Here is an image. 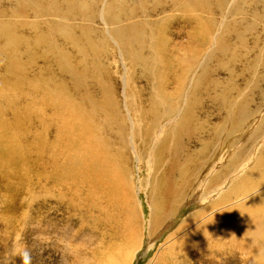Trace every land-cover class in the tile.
<instances>
[{"label":"bare ground","instance_id":"bare-ground-1","mask_svg":"<svg viewBox=\"0 0 264 264\" xmlns=\"http://www.w3.org/2000/svg\"><path fill=\"white\" fill-rule=\"evenodd\" d=\"M6 1L7 6L0 9V19H5L0 22V176H3L0 182L10 186L12 178L18 179L22 188L13 191L25 194L28 208L29 204L33 209L36 203L39 208L44 205L42 212L57 213L56 206L50 204L66 200L69 214L78 217L82 225H88L90 244H94L96 254L104 250L101 257L107 256L108 262L103 264H116L123 246L131 247L137 237L136 225L133 228L137 217L132 223L133 206L129 205L134 200L133 191L127 177V158L123 155L128 137L122 129L125 123L118 124L119 100L109 89L107 76L88 74L80 66L83 62L78 67L68 66V47L61 48L68 44L78 52L91 48L93 54H99L98 43H92L94 33L84 25L76 36L64 27L36 34L31 41L18 31L11 32L18 20L38 14L57 16L59 12L62 26L73 12L79 13L83 22H90V14L97 12L99 3L92 0L88 8L83 0ZM260 7L261 13L256 10ZM46 9L49 10L44 12ZM83 9L88 11L84 13ZM149 11L155 15L170 14L156 20L155 25H148L145 16ZM229 14L245 15L246 23L233 21ZM104 16L123 48L135 58L138 76L146 84L141 90L143 93L146 90L145 98L139 102L133 97L128 100L133 108L130 109L133 136L140 142L139 155L145 160L146 147H153V164L167 165L162 182L156 177L154 184L158 192L153 197L156 219L152 226L156 230L169 220L171 210L164 214L167 207L177 204L178 209L182 201L203 186L204 174L218 152L219 140L236 134L260 109L262 103L253 106L246 95L240 99L242 91L234 80L255 68L251 66L253 60L243 53L248 48V37L255 33L254 23L247 21V17L264 21V0H110ZM126 20H131L130 28L124 24ZM137 21L145 27L139 33ZM171 28L178 29L176 37L185 38L176 52L173 49L174 55L168 49ZM213 38L215 47L206 54ZM51 53H57L61 76L47 64ZM237 61L244 65L241 72ZM221 69L227 72L230 81L226 82V89L222 88L224 92L217 94L215 75ZM88 78L90 85L86 83ZM90 88L97 93L93 94ZM243 100L246 101L241 103ZM215 107L232 117L226 123L231 124L230 130L202 117L212 115L210 109ZM254 107L259 109L255 111ZM259 120L250 139L264 132V114H260ZM110 135L116 137L120 148L111 145ZM191 139L198 144L197 150L190 145L194 153H184V141ZM241 157L243 154L239 153L217 169L202 189L204 194H213L224 184L238 168ZM63 187L65 192L60 189ZM195 213L197 227L167 247L176 264L189 259L186 246L193 233L206 238L207 249L241 257L244 254L256 264H264V145L244 176L233 180L213 202L185 218L176 230H188ZM84 232L78 231L77 236L81 238Z\"/></svg>","mask_w":264,"mask_h":264},{"label":"rangeland","instance_id":"rangeland-1","mask_svg":"<svg viewBox=\"0 0 264 264\" xmlns=\"http://www.w3.org/2000/svg\"><path fill=\"white\" fill-rule=\"evenodd\" d=\"M52 1L57 0H47V3ZM83 1L89 8L92 0ZM96 1H98L99 5L97 6V12L95 11L90 14V22H83L80 14L73 12L65 19V25L62 26L59 22L61 14L54 10V12H57V16L38 14L34 17L18 20L16 27L13 28L11 32L18 31L24 36H28L32 41L36 34L47 33L50 30H61L64 27L76 36L81 34L84 25L92 29V33H94H91L92 43H98L96 50L99 54H93L91 48H88L87 51L81 50V52H78L72 45L68 46V44L61 45V48L62 50H66L68 47L70 53L68 66L78 67L79 64L83 62V65L80 66L86 68L88 74L99 76L104 74L107 76L109 89L112 88L111 92L117 96V101L119 100L117 109L119 113L116 117L118 124L120 125L122 121V124L125 123V127L123 126L122 129L125 132L124 134L128 135V137L126 138V143H124L125 150H123V155L125 154L127 158L125 161L128 167L127 177L133 191L134 200L133 203L129 205L131 207L133 206L131 222L133 223L137 217V221L133 223L134 229L136 225L135 230L137 233L135 232V234H137V237L134 238L131 247H127L126 245L123 246L121 258L116 264H176L175 258L169 253L170 245L179 238H183L185 232H190L192 227H197L198 223L194 222L196 213L188 230H176L181 222L195 211L201 209L211 201L213 202L233 180L244 176L248 169L254 165L261 148H263L264 132L254 137V139H250V137L254 135L255 129H257L259 125L260 114H264V99L263 101L261 99V95L264 93V30H262L264 29V21H254L253 18L247 17V21L254 23L252 28L255 33L251 35V38L248 37V48H245L246 52L244 51L243 53L253 60L251 66H255V68L251 69L250 72H245L244 75L234 80L242 91L240 99L246 95L250 101L249 104L257 106V104L262 103L259 106L260 109L254 107L255 111L259 109L258 112H255V114L253 113L254 115L252 114L250 120L246 122L243 128L241 127L237 130L235 132L236 134L229 135L228 139V136H225L224 140H219L221 144H217L218 152L214 154V160L210 168L206 169L202 180L203 186L193 191L191 194L192 196L190 195L189 198L182 201L178 209L176 208L177 204L167 207L164 214L171 210L169 212V220L164 222L163 225L160 224L155 230L152 226L153 221L156 219V206L153 197L154 193L158 192V189L154 188V184L156 182V177L159 183L162 182V176L165 169H167V165L153 164L151 161L153 147H146L147 158L145 160L139 155L137 143L140 142L137 141V136H133L134 129L132 127L133 121L131 120L133 108L132 106L130 108L128 100L133 97V99H137V102H139V99L145 98L146 90L144 93L141 90L146 88V84L142 77L140 75L138 76L137 66L134 64L135 58L130 52H126L116 38L112 25L105 19L104 10L109 5L110 0ZM5 6H7V1L0 0V9ZM260 9H263V7L256 9L258 10L257 12L261 13L262 10ZM48 10L49 9H46L44 12ZM83 10L84 13L88 11L86 9ZM151 12L152 11L147 12L149 15L145 16V24L149 23L148 25H155L156 20H159L163 16L169 17L170 14L164 15V13H162L163 15H161V13H158L155 15V13ZM50 14L52 15V12H50ZM229 15L232 17L233 21L238 22L240 20L239 22H243L244 20L243 23H246L245 15ZM145 17L143 16V18ZM4 20V18L0 19V22H4ZM221 21L220 19L219 22ZM130 22L131 20H126L124 24L128 25L130 28ZM219 22L218 25L220 24ZM243 27L242 25V28ZM142 29H145V27L137 21V33L141 32ZM173 29L171 28V38L168 49L170 47L171 50L169 49V51L174 55L176 48L178 46L181 47L185 38L183 40L181 37H176L177 33L175 32H178V29ZM255 36H257V39ZM215 41L216 40L213 38V44L209 46V49H206V54L210 53L211 49L215 47ZM80 45L82 46L81 43ZM130 57L131 59H129ZM57 59V53H51L47 57V64L49 67L55 68L60 74L57 67V62L59 60ZM241 62L242 61L236 62L239 66L238 72H241L244 68ZM216 74L215 78L218 83L216 93L220 94L219 92H224L228 84H226V82L230 80H228L227 72L223 69ZM68 80L69 78L66 77L65 82L68 83ZM86 83L90 85L91 78H88ZM90 91H92L93 94L97 93L95 88H90ZM238 97L239 95L235 97L236 100ZM244 101L246 100H243L241 103H244ZM216 107L212 110L210 109L212 115L202 117L206 120L209 118L210 120L208 119L207 121L211 124L219 122V126H223L225 129L230 130L231 124L226 125V123L229 122L232 117H229V114L226 115L222 109L218 111ZM258 115L259 118H257ZM141 124H143L142 121ZM126 125H128V127ZM144 126L145 124L141 126L142 130H144ZM117 130H120L119 126H117ZM141 135H143V133H141ZM109 139L113 147H121L115 136L110 135ZM184 143H186V146H184V153H194L192 148L197 150L196 147L198 144L196 141H193V139H191L190 142L189 140H185ZM171 153V150L167 152L168 156H170ZM239 153L243 154V157L239 159V166L236 171L230 174V177L226 178L227 181L225 180L226 182L224 184L217 187L213 194L211 193L208 195L209 192L204 194L202 189L206 188V185H208L211 179L210 177L217 169H221L227 162L231 161L233 156ZM215 155L217 156L216 159ZM154 159H158L157 155ZM115 164H118L116 160ZM124 174L126 175V172H124ZM1 178H3V176H0V179ZM17 180L12 178L10 186L0 182V264H25V253H27L28 256L27 264H99V262L103 264V261L108 262L107 256L105 258L101 257L104 254V250L96 254L94 244H90L88 225H82L78 217H73L72 214H69L70 207L66 200L57 205L50 204L57 208V213L54 214H52V212L49 213V210H44L42 212L44 205L39 208V203L34 205L35 209H33L30 204L28 208L25 194L13 191L16 187H19V189L22 188V183L18 184ZM73 183H75L74 180ZM54 188H57V186ZM60 189L65 192V187ZM10 191L12 192L10 193ZM67 196L71 198V195ZM76 201V198H74V202ZM68 216H70V219ZM80 230H85L81 238H79V235L77 236V232ZM131 234H133V232ZM123 238H118V240L120 241ZM106 240H108V238H106ZM190 240L191 242L186 246L189 259H186L182 264H256L254 259H248L244 254V257H241L240 254L230 255L228 253L224 254L223 251L207 249L208 242L206 238H200L199 233L191 234ZM192 243L195 247H193ZM167 247L169 248L167 249ZM165 251H168L166 256L161 257ZM199 253H201L202 256L199 257ZM122 259H124L123 263H120ZM178 263L180 262L178 261Z\"/></svg>","mask_w":264,"mask_h":264},{"label":"clouds","instance_id":"clouds-1","mask_svg":"<svg viewBox=\"0 0 264 264\" xmlns=\"http://www.w3.org/2000/svg\"><path fill=\"white\" fill-rule=\"evenodd\" d=\"M24 256H25V264H27V259H28L27 253H25Z\"/></svg>","mask_w":264,"mask_h":264}]
</instances>
